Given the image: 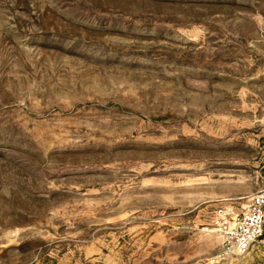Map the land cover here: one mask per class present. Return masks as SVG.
Returning a JSON list of instances; mask_svg holds the SVG:
<instances>
[{"label": "rangeland", "instance_id": "rangeland-1", "mask_svg": "<svg viewBox=\"0 0 264 264\" xmlns=\"http://www.w3.org/2000/svg\"><path fill=\"white\" fill-rule=\"evenodd\" d=\"M257 191L264 0H0V264H264Z\"/></svg>", "mask_w": 264, "mask_h": 264}, {"label": "built area", "instance_id": "built-area-1", "mask_svg": "<svg viewBox=\"0 0 264 264\" xmlns=\"http://www.w3.org/2000/svg\"><path fill=\"white\" fill-rule=\"evenodd\" d=\"M212 222L221 234L225 255L246 253L264 235V193L219 201Z\"/></svg>", "mask_w": 264, "mask_h": 264}]
</instances>
